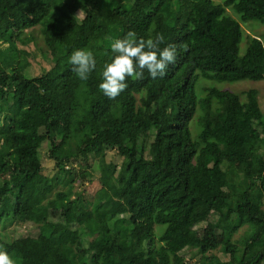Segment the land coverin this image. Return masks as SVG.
I'll return each mask as SVG.
<instances>
[{
	"label": "trees",
	"instance_id": "1",
	"mask_svg": "<svg viewBox=\"0 0 264 264\" xmlns=\"http://www.w3.org/2000/svg\"><path fill=\"white\" fill-rule=\"evenodd\" d=\"M263 12L264 0H0V50L13 56L0 66V226L51 228L0 237V248L16 264H177L185 248L161 238L198 216L212 226L202 233L211 228L218 239L193 241L196 264H264V114L249 115L229 89L208 86L199 98L198 88L201 80L264 81V41L242 44V22L264 21ZM155 17L175 31L176 62L163 77L145 71L116 98L104 96L98 84L111 42L129 31L142 36ZM37 26L54 65L31 75L17 43L37 44L26 31ZM76 49L95 54L87 81L68 63ZM135 118L152 128L154 154ZM45 143L56 174L36 189ZM114 149L122 157L115 171L106 163ZM92 158L105 186L87 203L74 184ZM112 175L130 200L99 213L113 198ZM51 210L63 220L51 222Z\"/></svg>",
	"mask_w": 264,
	"mask_h": 264
},
{
	"label": "rangeland",
	"instance_id": "2",
	"mask_svg": "<svg viewBox=\"0 0 264 264\" xmlns=\"http://www.w3.org/2000/svg\"><path fill=\"white\" fill-rule=\"evenodd\" d=\"M85 16V12L83 10L78 11L79 19ZM261 16L264 17V12L261 13ZM239 18V16H237ZM153 24L151 29H149L145 34L139 37L147 38L149 36H155L156 33H162L165 37L164 45L172 44V41L175 40V31L169 28L160 17H155L153 19ZM242 26L245 29V36L243 39V49H246L248 42L251 37H258L264 41V21L261 19H257L251 22H242ZM34 30V29H33ZM26 31H30L32 36L37 38V44L31 43L29 45L23 43H17L20 49H25V53L23 56V61H27L26 73L31 75L41 74L46 70H49L54 65V59L50 55L48 48L44 42L42 35L40 34V27H35V32L27 29ZM13 56H11V59ZM10 55L6 50H0V66H5L10 62ZM208 86H218L224 89H229L233 92L240 94L244 109L251 116H256V114L260 111L264 114V81H254V80H240L234 83H217L214 81H205L201 80V85L198 86L200 89L199 98L204 96L203 89ZM250 92H254L252 97H250ZM230 127V122L227 125ZM132 127L136 131H140L143 134H148L147 136V150L148 153H155L154 148V136L152 132V128L150 125L140 121V118H135L132 124ZM193 129L199 133L200 126H193ZM83 147V146H82ZM49 145L47 143L44 144L42 148V156L44 161V169L43 172L33 181V185L36 189L42 188L49 181L50 177L52 178L56 174L55 163L48 156ZM121 155L118 153V150H108L106 155V163L111 165L112 170L115 171V165H120L121 163ZM92 158L93 168L83 167L82 165L78 166L79 175L84 174L82 179L74 184V191L79 193L87 203L93 202L95 195L98 191L105 186V182H102V170L100 167H97V162H94ZM78 165V164H77ZM76 165V166H77ZM70 164L67 166V169L71 168ZM7 169L2 170V176L4 178L7 177L8 174ZM84 172V173H81ZM117 174L115 175V178ZM115 178L112 175L109 178V182L106 183L108 190H110L113 194L112 199H107L104 201L103 207L99 209V213H105L108 209L115 210L120 202L127 204L130 200V192L131 190L125 187V184H118L115 182ZM116 184H115V183ZM118 184V185H117ZM62 186V185H61ZM61 189V188H60ZM76 194L72 195V198H76ZM61 211H50V221H59L63 220L61 217ZM210 221H206V219L192 216L187 224L179 227L176 230H171L168 228L167 232L163 234L161 240L165 238L168 239V246L175 248L176 250L184 249L181 253L184 254L185 258L180 257V255L176 254L177 264H196L198 261V257L192 258V253L196 252V247L193 246L194 240L197 237H201L203 241L213 244L217 241V234L210 228V230H206L204 233L203 230L205 226H210ZM51 228L49 226L41 227L34 223H24L17 224L12 220H8L6 223L0 226V237H4L6 239H12L14 237L20 236H36L41 231L43 234H47ZM246 231V226L243 230Z\"/></svg>",
	"mask_w": 264,
	"mask_h": 264
},
{
	"label": "clouds",
	"instance_id": "3",
	"mask_svg": "<svg viewBox=\"0 0 264 264\" xmlns=\"http://www.w3.org/2000/svg\"><path fill=\"white\" fill-rule=\"evenodd\" d=\"M164 41L162 33L144 38L132 31L114 39L110 44L111 55L100 72L98 88L103 95L116 98L126 89L128 78H140L145 71L153 79L163 77L177 60L176 45L162 46ZM68 63L81 81H87L97 67L95 54L86 49L74 50ZM0 264H16V261L7 250L0 248Z\"/></svg>",
	"mask_w": 264,
	"mask_h": 264
}]
</instances>
